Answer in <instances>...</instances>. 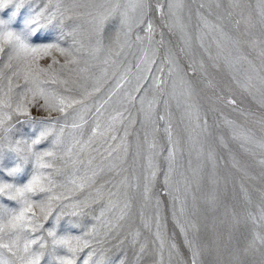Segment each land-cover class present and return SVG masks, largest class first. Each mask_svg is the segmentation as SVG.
Masks as SVG:
<instances>
[{"label": "snow or ice", "instance_id": "6c2138e0", "mask_svg": "<svg viewBox=\"0 0 264 264\" xmlns=\"http://www.w3.org/2000/svg\"><path fill=\"white\" fill-rule=\"evenodd\" d=\"M214 8L0 0V264H264V0Z\"/></svg>", "mask_w": 264, "mask_h": 264}, {"label": "rangeland", "instance_id": "374dc122", "mask_svg": "<svg viewBox=\"0 0 264 264\" xmlns=\"http://www.w3.org/2000/svg\"><path fill=\"white\" fill-rule=\"evenodd\" d=\"M200 2H201V0H196L195 3H193L192 0H184V3H185V5H186V7H191V8L193 9V11H195L196 6H197ZM203 2H204L206 5H212V6H213V9L215 10L214 6H215V3L217 2V0H203ZM220 2H221L223 5L226 6L228 0H220ZM252 2L255 3V0H252ZM195 22H196V21H195V16L193 15V24H194ZM257 133L259 134L258 129H257ZM241 159H242V161H243V160L246 159V158H243V157H242ZM251 171H252L254 174H256V175L259 174V169H258V168H252ZM256 183H258V181H257ZM177 242H178V243H181V242H182V238L178 237ZM210 259H211L210 256L205 255V260H210ZM165 260H167V252L165 253Z\"/></svg>", "mask_w": 264, "mask_h": 264}]
</instances>
